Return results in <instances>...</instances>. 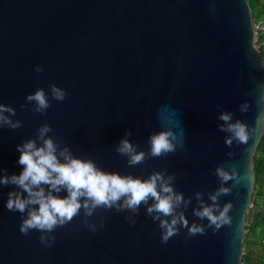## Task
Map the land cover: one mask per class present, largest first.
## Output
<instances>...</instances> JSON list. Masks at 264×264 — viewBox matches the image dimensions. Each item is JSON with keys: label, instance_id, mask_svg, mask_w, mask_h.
I'll use <instances>...</instances> for the list:
<instances>
[{"label": "water", "instance_id": "water-1", "mask_svg": "<svg viewBox=\"0 0 264 264\" xmlns=\"http://www.w3.org/2000/svg\"><path fill=\"white\" fill-rule=\"evenodd\" d=\"M258 45L246 0H0V103L21 122L0 126V169L19 173L16 146L48 124L61 146L103 170L173 176L184 198L176 214L203 228L190 233L178 223L165 242L145 205L136 213L97 208L41 241L37 230L20 231L26 213L5 207L15 186L0 185V264H241L264 129ZM53 84L67 93L63 100L52 97ZM36 88L48 96L44 112L26 99ZM220 112L247 126L245 142L226 125L221 130ZM165 127L176 133L175 152L137 165L116 152L126 130L147 153L149 136ZM218 167L230 174L227 182ZM222 186L227 194L211 200ZM201 202L216 211L229 204L227 221L217 228L196 216Z\"/></svg>", "mask_w": 264, "mask_h": 264}, {"label": "clouds", "instance_id": "clouds-1", "mask_svg": "<svg viewBox=\"0 0 264 264\" xmlns=\"http://www.w3.org/2000/svg\"><path fill=\"white\" fill-rule=\"evenodd\" d=\"M261 60H264V49ZM36 71H42L40 66H36ZM50 88L52 97L56 100H63L67 95L55 84ZM26 99L34 102L37 112H44L50 106L43 88H36L34 92L27 94ZM246 107V104L241 105V110ZM14 115V108L0 103V126L19 128L21 122L12 119ZM231 116L230 112H220L219 119L225 124L219 127L225 130L226 125L227 131L243 143L248 138L247 126L239 120L229 122ZM260 124L264 127V108L260 115ZM50 132V126L42 124L35 139L29 138L16 146L19 152L17 163L22 166L19 173L9 174L5 169H0V185L15 186L7 193L5 207L10 211L26 213L19 226L22 233L37 230L41 232L40 240L44 241V233H51L57 226L72 221L81 210L85 216H91L97 208H115L117 211L130 210L136 213L141 205L146 206V212L153 220H159L162 241L166 242L176 234L178 223L187 227L190 233L203 232L200 225H189L182 212L176 214V209L184 203V198L174 191L171 183L173 176L153 171L146 178H141L103 170L92 159L73 155L66 145L61 146L48 135ZM130 135L131 132L126 130L116 146V152L126 156L129 165L141 164L149 156L159 157L176 151V133L171 128H161L149 136L147 153L137 150L136 145L127 138ZM231 142V137L225 138L226 144L230 145ZM262 149L264 140L261 141L257 156L264 154ZM255 163L257 190L264 194V161L255 160ZM216 174L224 182L231 178L227 171L219 167ZM62 192L66 194L61 195ZM227 192L228 189L222 186L210 199L216 201L218 195ZM253 202H256L255 193ZM216 208V204L204 205L201 202V207L194 209V213L202 219L207 218L210 224L218 228L220 221H227L230 205L225 204L219 211ZM261 209L264 213V203H261ZM249 212L251 213V209ZM256 264H264V258Z\"/></svg>", "mask_w": 264, "mask_h": 264}, {"label": "trees", "instance_id": "trees-1", "mask_svg": "<svg viewBox=\"0 0 264 264\" xmlns=\"http://www.w3.org/2000/svg\"><path fill=\"white\" fill-rule=\"evenodd\" d=\"M250 9L252 20H264V0H246ZM255 40L259 42L258 51L261 58L262 49H264V36H256ZM264 65V60H262ZM264 108V101H263ZM264 140V129L261 138L256 146L253 157L254 169V186L250 197L252 208L256 207L254 219L252 213L248 211L245 217V232L243 237V248L241 254V264H256L262 262L264 258V213H262L261 203H264V194L257 190V164L255 160L264 161V154L257 156V151L260 149L261 141ZM264 152V149L261 150ZM256 194V202H253V194Z\"/></svg>", "mask_w": 264, "mask_h": 264}, {"label": "built area", "instance_id": "built-area-1", "mask_svg": "<svg viewBox=\"0 0 264 264\" xmlns=\"http://www.w3.org/2000/svg\"><path fill=\"white\" fill-rule=\"evenodd\" d=\"M252 29L254 37L264 36V20H252Z\"/></svg>", "mask_w": 264, "mask_h": 264}]
</instances>
